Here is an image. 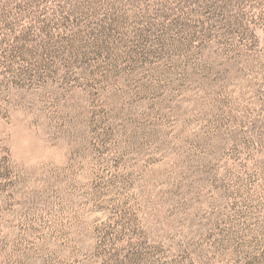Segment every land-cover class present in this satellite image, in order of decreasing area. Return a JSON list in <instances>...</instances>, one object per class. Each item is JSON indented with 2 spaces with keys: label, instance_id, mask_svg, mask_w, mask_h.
Instances as JSON below:
<instances>
[{
  "label": "rangeland",
  "instance_id": "rangeland-1",
  "mask_svg": "<svg viewBox=\"0 0 264 264\" xmlns=\"http://www.w3.org/2000/svg\"><path fill=\"white\" fill-rule=\"evenodd\" d=\"M0 264H264V0H0Z\"/></svg>",
  "mask_w": 264,
  "mask_h": 264
}]
</instances>
